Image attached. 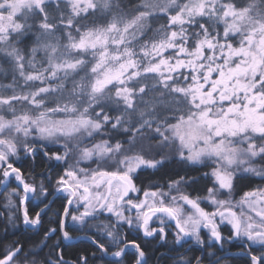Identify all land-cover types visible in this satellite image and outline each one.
Wrapping results in <instances>:
<instances>
[{"label":"snow or ice","instance_id":"obj_1","mask_svg":"<svg viewBox=\"0 0 264 264\" xmlns=\"http://www.w3.org/2000/svg\"><path fill=\"white\" fill-rule=\"evenodd\" d=\"M0 225V264H264V0H0Z\"/></svg>","mask_w":264,"mask_h":264},{"label":"trees","instance_id":"obj_2","mask_svg":"<svg viewBox=\"0 0 264 264\" xmlns=\"http://www.w3.org/2000/svg\"><path fill=\"white\" fill-rule=\"evenodd\" d=\"M180 170V165L177 164H171L170 167L168 169L162 170L158 176L156 177L157 179H167V177L169 175H172L175 171H179ZM194 176H198L199 173L198 172H192L191 173ZM145 183H147V180H145ZM205 181L201 180L199 184L193 185L191 188L186 189V191L190 192L193 196L195 195H202L203 194V187L205 185ZM259 183V181H257V184ZM248 182L247 181H241V187L243 188V190H248L247 187H245V185H247ZM251 186H255V185H251ZM242 194V193H241ZM2 225H0V229H2ZM80 233H73L74 237H79ZM28 236H31V234L29 233ZM22 238H27V237H23ZM34 239H39L34 238ZM29 243H31V241H29ZM52 243V242H50ZM86 246V242H82L80 239L78 238H74L72 241H64V251H65V256L67 258H72L76 253H78L83 247ZM47 251V249H45V252ZM161 252H165V249H161ZM233 251H235V249H233ZM157 255H159V253H157ZM174 255V253H173ZM151 264H155V261H152ZM161 264H168L167 261H162ZM233 264H240L239 261H234Z\"/></svg>","mask_w":264,"mask_h":264},{"label":"rangeland","instance_id":"obj_3","mask_svg":"<svg viewBox=\"0 0 264 264\" xmlns=\"http://www.w3.org/2000/svg\"><path fill=\"white\" fill-rule=\"evenodd\" d=\"M124 3L131 7V6L136 5L138 3V0H124Z\"/></svg>","mask_w":264,"mask_h":264},{"label":"water","instance_id":"obj_4","mask_svg":"<svg viewBox=\"0 0 264 264\" xmlns=\"http://www.w3.org/2000/svg\"><path fill=\"white\" fill-rule=\"evenodd\" d=\"M80 235H82V234H80ZM80 235H79V236H80Z\"/></svg>","mask_w":264,"mask_h":264}]
</instances>
